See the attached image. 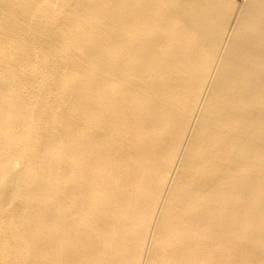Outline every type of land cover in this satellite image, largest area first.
<instances>
[{
  "label": "bare ground",
  "instance_id": "1",
  "mask_svg": "<svg viewBox=\"0 0 264 264\" xmlns=\"http://www.w3.org/2000/svg\"><path fill=\"white\" fill-rule=\"evenodd\" d=\"M0 264H264V0H0Z\"/></svg>",
  "mask_w": 264,
  "mask_h": 264
},
{
  "label": "rangeland",
  "instance_id": "2",
  "mask_svg": "<svg viewBox=\"0 0 264 264\" xmlns=\"http://www.w3.org/2000/svg\"><path fill=\"white\" fill-rule=\"evenodd\" d=\"M233 1H235L236 3H242V2H244L245 0H233Z\"/></svg>",
  "mask_w": 264,
  "mask_h": 264
}]
</instances>
